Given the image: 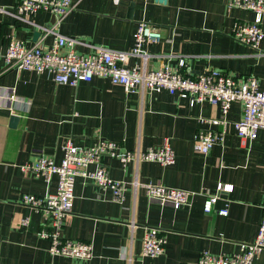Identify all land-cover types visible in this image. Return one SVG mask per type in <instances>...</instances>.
<instances>
[{
  "label": "crops",
  "instance_id": "obj_1",
  "mask_svg": "<svg viewBox=\"0 0 264 264\" xmlns=\"http://www.w3.org/2000/svg\"><path fill=\"white\" fill-rule=\"evenodd\" d=\"M17 0H0V48L17 40L28 46L49 48L54 36L44 38L54 17L39 13L15 18ZM73 10L57 29L59 35L79 40L78 54L94 47L128 52L134 45L138 22L157 27L162 39L145 47L146 68H176L184 60V74L195 78L218 70L236 80L255 77L264 84V39L255 50L232 38L234 23L252 22L254 15L228 10L227 0H72ZM132 9L131 15L129 11ZM264 33V17L261 24ZM35 37V35H37ZM141 60L130 57L128 67ZM0 90L16 96L11 108L0 105V264H197L203 252L229 256L254 241L264 212V130L253 142L236 136L233 123L242 107L231 105L225 126L212 124L221 112L207 102H189L166 91L126 95L121 86L104 78L58 85L49 74L6 69L0 60ZM18 121L13 124L12 117ZM224 133L223 141L204 156L193 150L199 133ZM89 148L98 139L115 142L123 150H146L165 142L174 163L122 164L104 157L101 165L109 177L123 182V201H114L109 190L77 178L70 214L60 235L92 245L90 260L49 254V242L38 237L52 231L50 220L21 203L23 195L56 194L58 178L49 182L24 173L21 167L39 155L59 165L62 144ZM137 181L140 186L132 188ZM159 184L190 194V205L173 209L150 200L144 186ZM232 186L231 192L217 186ZM216 196L213 212L204 213V202ZM226 210L225 215L218 212ZM155 228L165 239L164 253L143 256L142 240ZM252 264H264V250Z\"/></svg>",
  "mask_w": 264,
  "mask_h": 264
},
{
  "label": "built area",
  "instance_id": "obj_2",
  "mask_svg": "<svg viewBox=\"0 0 264 264\" xmlns=\"http://www.w3.org/2000/svg\"><path fill=\"white\" fill-rule=\"evenodd\" d=\"M146 1V0H144ZM72 0H17L14 16L18 20L33 17L39 13H49L54 17L49 28H42L44 38L51 34L54 39L49 48L41 43L28 46L26 43L11 40L4 51L0 48V60L6 69L26 70L36 74H49L58 85L76 87L80 82H90L93 78H104L112 85L121 86L124 94L131 95L138 91L151 94L166 91L189 102H207L218 106L221 117L212 120L214 125L226 124L224 121L232 104L238 102L242 107L241 118L233 123L236 136L253 142L258 132L264 130V84L260 86L255 77L236 80L218 70H210L195 78L184 74L185 62L179 60L176 68L162 65L159 69L148 70L145 47L157 44L161 39L160 30L146 22H138L134 32V45L128 52H117L102 47H92L90 54H78L74 48L79 40L57 33L61 22L73 10ZM228 10L236 9L251 12L252 22H237L233 25V40L257 49L264 39L261 28L264 17V0H227ZM130 57L141 60L140 64L128 67ZM17 98L13 93L0 90V105L11 108ZM224 133H199L194 138L193 150L204 156L216 144L223 141ZM63 158L56 165L52 158L39 155L32 163L21 167L24 173L42 177L49 182L53 175L58 178L54 195L35 197L23 195L21 203L36 210L44 220H50L52 231L42 230L38 237L49 242V254L72 259L90 260L93 249L89 243L63 239L60 235L65 218L70 214L74 199V186L77 178L93 183L100 190H109L114 201H123L125 185L109 177L101 165L104 157L118 160L122 166L139 162H156L161 166L174 163L175 155L165 142L162 146L141 150H123L115 142L98 139L89 148L75 147L67 139L62 144ZM140 184L135 180L132 188ZM145 193L150 200L163 205H170L178 210L190 205L187 191L169 189L159 184H146ZM231 192L232 186H217V191ZM217 201L216 196L208 197L203 206L204 213H212ZM225 215L226 210L218 212ZM165 239L159 231L150 228L142 240L143 256L155 258L164 253ZM264 250V212L253 242L240 246L239 252L229 256H215L203 252L197 264H252L256 256Z\"/></svg>",
  "mask_w": 264,
  "mask_h": 264
},
{
  "label": "water",
  "instance_id": "obj_3",
  "mask_svg": "<svg viewBox=\"0 0 264 264\" xmlns=\"http://www.w3.org/2000/svg\"><path fill=\"white\" fill-rule=\"evenodd\" d=\"M159 3H163V2H165V0H157ZM131 13H132V9H130V11H129V15H131ZM38 36V34L37 35H35V37H37ZM18 118L17 117H12V123L13 124H15L18 120H17Z\"/></svg>",
  "mask_w": 264,
  "mask_h": 264
}]
</instances>
